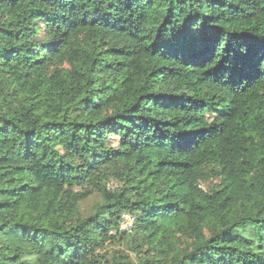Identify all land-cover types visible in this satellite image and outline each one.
I'll list each match as a JSON object with an SVG mask.
<instances>
[{"label": "trees", "instance_id": "obj_1", "mask_svg": "<svg viewBox=\"0 0 264 264\" xmlns=\"http://www.w3.org/2000/svg\"><path fill=\"white\" fill-rule=\"evenodd\" d=\"M0 264H264V0H0Z\"/></svg>", "mask_w": 264, "mask_h": 264}, {"label": "rangeland", "instance_id": "obj_2", "mask_svg": "<svg viewBox=\"0 0 264 264\" xmlns=\"http://www.w3.org/2000/svg\"><path fill=\"white\" fill-rule=\"evenodd\" d=\"M117 184L115 182H109V187L110 188H116ZM31 196L30 195H25L21 197V202L18 206V210H21L23 208V204L25 201H27ZM44 200L43 195H34L33 196V201L37 206H40ZM98 198H93L89 199L87 202L84 203L83 209L88 212L93 205L97 202ZM63 211V207H51L49 211L47 212V216L51 217L53 214H61ZM132 225V221L129 217H124V220L121 223V230H129Z\"/></svg>", "mask_w": 264, "mask_h": 264}]
</instances>
